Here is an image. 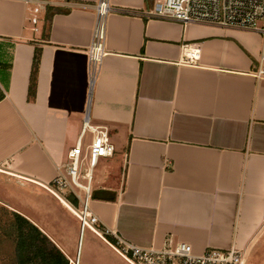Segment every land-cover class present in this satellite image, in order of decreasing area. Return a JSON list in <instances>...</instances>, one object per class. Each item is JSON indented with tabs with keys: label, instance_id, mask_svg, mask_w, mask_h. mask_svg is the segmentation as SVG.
<instances>
[{
	"label": "crops",
	"instance_id": "1",
	"mask_svg": "<svg viewBox=\"0 0 264 264\" xmlns=\"http://www.w3.org/2000/svg\"><path fill=\"white\" fill-rule=\"evenodd\" d=\"M98 1L0 0L1 184L80 223L76 207L53 190L58 167L80 142L101 225L143 247L170 239L196 253L236 245L248 251L245 264H264V78L256 76L263 33L148 17L156 0H109L108 54L92 79ZM187 48L200 50L197 62L181 61ZM87 121L108 127L115 147L94 166ZM0 203L74 259V225L52 231L14 202L0 196Z\"/></svg>",
	"mask_w": 264,
	"mask_h": 264
},
{
	"label": "built area",
	"instance_id": "2",
	"mask_svg": "<svg viewBox=\"0 0 264 264\" xmlns=\"http://www.w3.org/2000/svg\"><path fill=\"white\" fill-rule=\"evenodd\" d=\"M45 1H39L31 10L30 20L34 25L39 22V14L44 9ZM96 22L93 39L89 46V71L92 79L101 68L108 54L106 38L108 18L113 8L109 0H100L96 5ZM148 17L161 20L177 21L183 24H203L221 28L255 30L264 35V0H156L146 10ZM260 22L263 25L260 26ZM38 27H34L38 31ZM200 50L187 48L182 62L194 63L200 58ZM122 64L128 57L119 56ZM256 76L264 78V54L259 60ZM85 130L95 133L90 147V163L94 166L103 156H111L115 147L111 142L109 129L106 126H92L85 122ZM85 157L80 142L69 151V162L58 167L55 179V193L62 194L65 190L74 193L80 200L81 207L76 209L80 220L81 232L89 229L102 238L115 252L129 264H245L248 257L246 248L233 245L230 248L209 247L202 253H196L193 246L186 242H174L170 239L161 247H143L130 243L108 227L101 225L100 218L90 207L92 197V173L88 174L87 183L80 181L81 168ZM58 187V188H57ZM77 189H81L84 195ZM59 194V195H60ZM77 264H80L77 262Z\"/></svg>",
	"mask_w": 264,
	"mask_h": 264
},
{
	"label": "trees",
	"instance_id": "3",
	"mask_svg": "<svg viewBox=\"0 0 264 264\" xmlns=\"http://www.w3.org/2000/svg\"><path fill=\"white\" fill-rule=\"evenodd\" d=\"M40 53L34 58L29 98L35 96ZM3 96H0L2 99ZM76 208L74 193L62 195ZM0 264H71L68 255L38 225L24 214L0 203Z\"/></svg>",
	"mask_w": 264,
	"mask_h": 264
},
{
	"label": "rangeland",
	"instance_id": "4",
	"mask_svg": "<svg viewBox=\"0 0 264 264\" xmlns=\"http://www.w3.org/2000/svg\"><path fill=\"white\" fill-rule=\"evenodd\" d=\"M263 25V22H260V26ZM83 157H85L82 163V176L80 177V181L82 183H87L85 178H83V173L87 171V167L89 166V154L83 152ZM58 188V187H57ZM77 191L84 195V192L81 189H77ZM69 193L68 190H65L63 195ZM60 194V193H59ZM25 194L20 193L18 190L13 189L10 186L2 185L0 181V196L4 199H8L14 202L16 207L22 208L27 212L38 215L41 218L43 224L47 225L50 230H56V232H61L63 227L62 225L67 222V225H74V233L76 235V239L74 243L71 239L69 240L68 247L72 251L71 254L74 257L71 260V264H77V256H78V244L77 241L80 238L81 227L80 223L77 222L76 219H71L69 214L65 212V214L61 213L56 214L54 211H47V206L41 205L39 203V199H30V196H24ZM61 195V194H60ZM81 206H79L80 208ZM77 209V208H75ZM54 210V209H53ZM60 213V212H59ZM66 215V216H65ZM77 215V214H76ZM78 217V216H77ZM73 220V221H72ZM75 220V221H74ZM80 221V220H79ZM79 226V227H78ZM60 229V230H59ZM82 233V245L79 253V263L80 264H129L126 260H124L117 252L108 247L104 242L100 239L94 237L91 232L83 231ZM71 256V255H70Z\"/></svg>",
	"mask_w": 264,
	"mask_h": 264
},
{
	"label": "bare ground",
	"instance_id": "5",
	"mask_svg": "<svg viewBox=\"0 0 264 264\" xmlns=\"http://www.w3.org/2000/svg\"><path fill=\"white\" fill-rule=\"evenodd\" d=\"M71 208H72V207H71ZM72 210H73L74 212H76V210H74L73 208H72ZM79 260H80V259H79V257H78L77 262H79Z\"/></svg>",
	"mask_w": 264,
	"mask_h": 264
},
{
	"label": "water",
	"instance_id": "6",
	"mask_svg": "<svg viewBox=\"0 0 264 264\" xmlns=\"http://www.w3.org/2000/svg\"><path fill=\"white\" fill-rule=\"evenodd\" d=\"M78 257H79V255H78Z\"/></svg>",
	"mask_w": 264,
	"mask_h": 264
}]
</instances>
